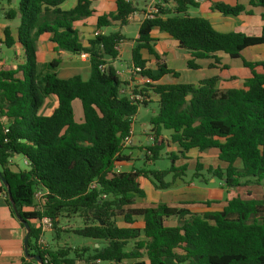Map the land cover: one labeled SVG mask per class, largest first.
Here are the masks:
<instances>
[{
	"label": "trees",
	"instance_id": "1",
	"mask_svg": "<svg viewBox=\"0 0 264 264\" xmlns=\"http://www.w3.org/2000/svg\"><path fill=\"white\" fill-rule=\"evenodd\" d=\"M13 1L17 6L5 9L4 15L12 20L20 14L18 35L14 36L11 27L6 26L0 44L8 48L19 46L23 61L16 68L0 66V196H5L12 215L23 228L22 220L29 222V253L40 255L44 264H76L64 248L40 249L42 231L37 220L47 216L56 226L64 211H92L97 222L85 226L79 234L105 241L106 245L96 247L87 262L101 259L116 263L126 260L130 264H264V197L235 196L221 210L202 213L164 202L133 206L136 194H145L140 177L149 179L156 189L173 187L175 178L183 179L187 172V165L177 167L175 160L178 154L186 158L191 150L217 149L218 158L227 166L218 167L213 174L229 188L264 186V59L251 61L241 55L247 48L264 44V25L259 35L220 32L209 19L188 14L190 6H198L193 0H174L173 9L157 3L163 15L144 17L131 52L130 69L142 67V75L153 81L140 91L148 99L139 101L121 91L130 89L134 75L130 80H120L116 68L106 59L118 58L119 45L127 37L120 31L102 32L94 35L88 45L81 41L75 23L96 12L92 0H77L68 10L61 8L66 0H0V4L12 5ZM140 1L117 0L115 11L97 16L96 28L126 25L140 9ZM251 4L263 8L264 21V0ZM211 7L226 15H239L246 10L243 5L222 2H214ZM155 28L190 51L188 68H200L198 59L213 58L214 64H220L218 54L225 53L242 59L250 75L232 88L220 87L217 76L198 83H161L164 76L178 78L180 73L168 66L165 54L155 50L151 35ZM45 33L51 35L57 54L64 50L89 55L87 80L80 72L69 76L57 72L60 57L40 73L38 43ZM143 49L155 57V69L146 65ZM153 95L159 97L158 113L151 118L154 145L146 148L156 160L171 141L178 146V154L171 153L168 170L118 171L117 163L129 160L122 154L124 140L132 136L140 107L153 102ZM47 97L55 99L49 113L44 111ZM75 100L82 107L78 119ZM163 129L172 131L169 139L163 137ZM15 155L27 160V168H13L11 159ZM199 159L194 177L203 176ZM208 171L212 172L210 168ZM170 172L173 180L165 181ZM2 178L11 188L21 219L13 210ZM37 192L42 194L40 200L35 197ZM103 195L131 206L122 213L130 226H119L111 219L109 203L102 199ZM136 217L143 218L142 228L132 226ZM172 219L177 224H171ZM131 242L133 245L128 248ZM22 264L38 262L25 255Z\"/></svg>",
	"mask_w": 264,
	"mask_h": 264
},
{
	"label": "crops",
	"instance_id": "2",
	"mask_svg": "<svg viewBox=\"0 0 264 264\" xmlns=\"http://www.w3.org/2000/svg\"><path fill=\"white\" fill-rule=\"evenodd\" d=\"M252 1H257V0H203L198 3L197 7L190 6L188 9V14L190 16H203L209 19L213 27L217 31H220V32L236 31V32H243L248 35H259L261 34L262 28L264 25V21L261 16L263 12V8L259 4H254V5L251 4ZM76 2L77 0H66L65 2L61 4V8L64 10H68L74 7ZM214 2H222L225 4L231 5V6L243 5L246 7V10L241 12L239 15H226L220 11L212 9L211 6ZM156 3H161L163 6L170 8V9H173L176 5L174 0H166V1L165 0H146V1L141 0L140 9L130 16L129 22H128V23L132 22L138 26V33L134 37H130L126 34V28L128 27L127 24L126 25H119V24L113 25L115 28L114 32L120 31L123 35H125V37H127V39L119 45L120 54L118 58L116 59H112L108 57L106 58L108 63L113 65L116 68V70L118 69L117 63L121 62L120 64L122 66V70H120L121 72L120 71L118 72V74H120L119 75L120 80H123V81L130 80L132 76V71L130 69V66L132 65L131 64V52H132V49L137 44L136 39L139 37V27H140L142 20L145 17V16L143 17L144 15L143 11H145L150 5L156 4ZM6 5L7 3L5 2L1 3L0 10H2L1 8L2 6L6 8L16 7L17 3L16 1H13V4L9 5V7H7ZM92 8L96 11L92 16L85 18L81 21H77L75 23V26L79 30L80 38H82L83 35H86L89 41L90 39L94 37V34L92 33L94 29L95 31L99 30L104 33H108L105 28H101V29L96 28L97 16L102 13L115 11L117 9V0H92ZM13 21L16 22V25L14 26H13ZM19 25H20V14L15 19H12V20L4 19V21H1L0 22V38L2 39L4 38L3 31L6 26H10L13 35L17 37ZM151 35L154 39L152 44L155 50L160 54H165V61L168 64V66L180 73V76L178 78H175L172 75L164 76L160 81L161 83H178V82L198 83L200 80L206 77H210V76H205L202 78L195 77L193 80L192 78H190V80L184 81L182 79V73L188 72V69H191V68H188L187 66V61L191 57L190 51L186 48L180 47L171 36H169L166 32L159 30L158 28H155L152 31ZM45 40L49 41V45L52 48V56H54V53H56L54 51L55 44L51 41V35L48 33H45L40 37V40L38 43V61L40 58L41 47ZM83 44L87 45L85 44V42H83ZM124 44L128 45V48H127L128 60H125L124 58L125 57L124 50L122 49V46ZM263 46L264 44L259 45V46L250 47V49L255 50ZM4 47L7 48L8 51L10 52L12 51V49L16 48L18 49L19 54L22 55L21 49L19 46H16L14 48H8L4 44H0V52L6 53ZM62 52H66V51H60V55ZM142 53H143V57L147 59L146 65L152 69H155L156 68L155 57L153 55H150L148 51L145 49L142 50ZM218 55L221 58L220 64H214L213 58L198 59L196 62L200 65V68L191 69V70H204L207 66V68L214 71L211 76H217L219 78V82L221 83L224 82L222 78L225 76L224 74H227V72H229L235 65L242 64V60L238 63L232 62V60L234 59L231 58L229 55L225 53H220ZM250 60L258 61V60H263V59L257 58V57L254 58L253 56ZM204 62H206V64H204ZM241 66H243V64ZM243 68L245 67L243 66ZM244 74L246 76L242 80V83L250 75L249 71L248 73L244 72ZM82 76L85 80H87L90 76V71L86 76H84L83 74ZM226 88H231V87H226ZM158 99L159 97L157 95H153L152 96L153 102L151 103H157ZM45 107L48 108V103H46ZM151 127L152 126L149 125L147 126V129H151ZM147 129L145 128L143 131H146ZM167 131L172 133L171 130H167ZM132 135H133V127H132ZM166 136L167 135H163L164 138H166ZM147 138L150 139L149 136H147ZM130 144L135 149L129 146V147H126L122 153L125 156H129V154L134 152V154H132L131 157H128L129 160H124L126 163L133 161L135 159H138V156H139V154L136 153V151H138L139 148L136 145H134L132 136H131ZM212 149H215V148H212ZM206 151L207 150L203 152H206ZM140 154H142V157L144 158L145 155L143 153H140ZM20 156L21 155H15L12 159L14 160L15 158H19ZM23 159L27 163V160L24 157ZM124 161L117 163L116 170L118 166H120L119 163H122ZM118 171H123V170H118ZM126 171H129V170H126ZM200 178H202L201 181L203 183L202 182L201 183L204 185L197 184L194 181H190L189 182L190 184H186V186H183L184 182L183 180L180 179L181 183L177 182L176 184H174L173 187L162 190V189H156L149 179L142 177L139 179V183L142 189L145 191V199L136 200V203L133 206L147 207V206L158 204L160 202H164L168 204L170 201L172 203H176L177 207L189 208L193 212L202 213V212L209 211V210H221L224 207V205L227 203V200H229V198H227L224 195L227 191V188L226 187L219 188V187H214V186L212 187L211 185H209L208 184L209 181L215 182L216 178L214 177H211L208 181H206L204 177H200ZM250 186L264 188V186H258V185H250ZM250 186H244L241 188L248 187L249 189L247 190L249 191ZM239 188L240 187H238V189ZM253 190L255 191V189ZM262 190L264 191V189ZM156 192H159L157 194H160V195L159 196L153 195V193H156ZM190 194L192 196H190ZM209 195L211 196V198H209ZM243 198H252V195L249 193L248 197H243ZM256 199H259V198H256ZM213 200H217V201H213ZM210 201L212 202L211 205L205 204V202H210ZM216 202L220 204L221 207L220 206L214 207L213 205ZM124 226H130V225L126 224ZM132 226L142 228L144 226L143 218L136 217L135 223ZM25 235H26L25 228H23L20 225L19 221L12 215L11 209L6 201L5 196L1 195L0 196V264H22L23 257L25 256V252H24ZM131 243L133 245V242ZM96 246H99V244L96 243Z\"/></svg>",
	"mask_w": 264,
	"mask_h": 264
},
{
	"label": "rangeland",
	"instance_id": "3",
	"mask_svg": "<svg viewBox=\"0 0 264 264\" xmlns=\"http://www.w3.org/2000/svg\"><path fill=\"white\" fill-rule=\"evenodd\" d=\"M9 7V5H6ZM2 10H0V22L4 21L6 19L4 12L5 9H8L4 6L1 7ZM16 25V22L13 21V26ZM126 28V34L130 37H134L138 33V26L132 22L127 23ZM106 31L108 33L114 32L115 28L114 26H108L105 27ZM125 31V30H123ZM95 29L92 31V33L95 35ZM82 41L85 42V44H89V40L87 39L86 35L82 36ZM127 48L128 45L124 44L122 46V49L124 50V58L125 60H128V54H127ZM6 53L0 52V66L3 68H16L19 63L23 61L22 55L19 54L18 49H12V51H8L7 48H5ZM64 51V50H63ZM243 59H251L253 56L254 58H261L264 59V46L255 50H252L250 48L245 49L241 53ZM57 57H60L61 62L59 65L55 68L57 72H59L62 76L64 75H71L77 71H79L81 74L86 76L90 71V62L89 57L86 55L84 57L83 54H75L72 52H62L60 53H54V56H52V48L49 45V41L45 40L43 42V45L41 47L40 51V58H39V66L38 69L40 73H44L49 69L48 63L56 59ZM242 59H234L232 62H240ZM125 62V61H124ZM121 62H118V69L117 72L122 70V66L120 64ZM206 64V62H204ZM242 64L235 65L227 74H224L225 76L222 77L224 82H219L221 87H238L241 85L242 80L245 78V73H248V70L246 68H243L241 66ZM205 68V67H204ZM121 72V71H120ZM213 70L207 68L204 70H191L188 69V72L182 73V79L184 81L192 80L196 77H205V76H211L213 74ZM120 75V74H118ZM190 75V76H189ZM46 103H48V108L45 109L47 113H49L53 106L55 105V99L53 97H47ZM74 108H75V115L78 118L82 116V107L78 100H75L73 102ZM158 113V104L157 103H150L148 106H141L136 117L134 120V123L132 125L133 127V135L132 140L134 145H136L139 149L136 151V153L139 154L138 159H135L133 161H130L126 163L125 161L122 163H119L120 166H118L117 170H132V169H148V170H168L171 166V153H177L178 146L171 141H169L167 146H164V148L160 151V157L159 159L152 160V153L146 148L147 146H153L154 145V133L147 129V126H152L151 124V118L155 116ZM147 129L146 131H143L144 129ZM171 132L167 131L166 129L162 130L163 135H167L166 138L169 139ZM147 136L150 137V139L147 138ZM165 138V139H166ZM132 147L131 144L127 145L126 147ZM125 147V148H126ZM135 149L134 147H132ZM146 154L144 158L142 157V154ZM129 154L128 157H131ZM178 154V153H177ZM179 158L175 160V166L179 167L181 165H187V172L186 175L183 177V186H186V184H190V181H194L197 184H202L201 181L204 177L206 181H208L211 177L216 178L215 182L209 181L208 184L212 187H221V188H227L226 193L224 194L227 198L232 199L235 196H242V197H248L249 193L252 195V198H263L264 197V191L262 187H251L248 191L247 188H229L225 185L224 180L218 178V176L213 174V171L220 167L221 169H225L227 164L223 161H221L218 158V150L216 149H208L206 152H198L196 150H191L186 153V158L184 156H181L178 154ZM189 157V158H188ZM198 157H201L199 161L202 163V168L200 170V173L203 174V176L200 177H194V173L197 168V159ZM13 168H27V163L23 159V156H20L19 158L12 159ZM211 169L212 172H209L208 169ZM142 178V177H140ZM165 181H171L173 180V173L170 172L164 177ZM179 182L181 183L179 178H175V184ZM202 182V183H201ZM204 185V184H202ZM141 187V185H140ZM142 188V187H141ZM255 189V191L253 190ZM145 192V191H144ZM162 192V191H160ZM249 192V193H248ZM159 192L153 193V195L159 196L160 194H157ZM190 196H192L190 194ZM168 197V196H167ZM136 200H144L145 194L143 196L136 194L135 196ZM209 198L211 196L209 195ZM220 198V197H219ZM226 198V199H227ZM102 199L108 201L109 205L107 207L108 213L111 216V219L114 220L117 225L124 226L126 225L122 213L131 206L121 205V203L118 201L117 198L113 196H106L103 195ZM217 201V200H213ZM211 202V201H210ZM220 202V201H219ZM140 204V203H139ZM171 207H177L176 203H172L169 201L168 203ZM144 206V205H142ZM214 207H219L220 204L217 202L214 203ZM221 207V206H220ZM98 217L94 215L92 211L89 212H77V213H70L68 211H64L62 213V216L59 218L58 222L56 223V226L54 229L47 231L44 234V241L47 244V247H50L51 249L55 250L58 248H64L66 251L69 252V256L76 259V264H91V261L87 260L89 259V256H92L94 254L96 247H103L106 245L105 241L97 240L93 238L84 237L79 234L81 229H83L87 225H94L97 222ZM171 224H177V220L172 219L169 221ZM96 243L99 244V246H96ZM132 243L128 246L130 248ZM39 264V263H38Z\"/></svg>",
	"mask_w": 264,
	"mask_h": 264
},
{
	"label": "built area",
	"instance_id": "4",
	"mask_svg": "<svg viewBox=\"0 0 264 264\" xmlns=\"http://www.w3.org/2000/svg\"><path fill=\"white\" fill-rule=\"evenodd\" d=\"M194 2H201L203 0H193ZM158 15H163L160 11V6H158V4H152L150 5L146 10H145V14L144 16H147L148 18H155ZM102 33V31H95V35ZM84 57H86V55L89 57L88 54L83 53ZM144 69L140 66H133L131 71H132V75H134L135 77V81L131 82V86L130 89L125 90L122 89V93L126 92L129 97L131 99L134 100H139V101H143L144 99H148L143 93H141V88L143 85L145 84H152L153 81L150 77L146 76V75H142V71ZM134 90H137L136 92ZM131 143V137H127L124 140V148L129 145ZM35 197L37 198V200H40L42 197L41 192H37L35 194ZM37 224L41 227V231H42V235L40 237V240L38 241V244L40 246L41 250H45L47 248V244L44 241V234L47 231H50L52 229H54V220L47 217V216H43L42 218L37 220ZM91 264H130L128 261L124 260L122 262H114V261H102L101 259H97L95 261H92Z\"/></svg>",
	"mask_w": 264,
	"mask_h": 264
},
{
	"label": "water",
	"instance_id": "5",
	"mask_svg": "<svg viewBox=\"0 0 264 264\" xmlns=\"http://www.w3.org/2000/svg\"><path fill=\"white\" fill-rule=\"evenodd\" d=\"M144 17V15H143ZM0 177H1V172H0ZM2 181L5 183V185L7 186V189H8V194H9V200L13 206V210L15 211V214L17 216L18 219H21V216L19 214V212L17 211V208H16V205H15V202L12 198V192H11V188L8 184V182L6 180H4L2 178ZM22 223L24 224V227H25V230H26V235H25V238H24V252H25V255L26 257H29V258H34L37 260V262L39 264H44V260L43 258L40 256V255H31L28 251V242H29V233L31 231V227H30V224L27 220H22Z\"/></svg>",
	"mask_w": 264,
	"mask_h": 264
}]
</instances>
